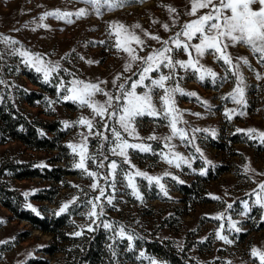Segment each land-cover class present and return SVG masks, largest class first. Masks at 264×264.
Here are the masks:
<instances>
[{
    "label": "rangeland",
    "instance_id": "374dc122",
    "mask_svg": "<svg viewBox=\"0 0 264 264\" xmlns=\"http://www.w3.org/2000/svg\"><path fill=\"white\" fill-rule=\"evenodd\" d=\"M169 6L175 8L176 12H170ZM83 7L86 5L80 0H0V35L18 41L14 47L20 48L21 51L29 50L39 53L46 61L59 62L62 69L59 75L65 83L73 78L86 82L107 81V84L101 87L115 93L112 84L114 77L123 73L121 80L117 81V84H120L125 82L124 77L131 76L132 73L124 72L125 53L118 52L113 47L115 38L109 36L110 25L119 23L130 27L139 24L146 32L167 40L180 31L184 23L208 11L200 9L196 16L187 15L186 12L191 8L190 0H130L123 7L111 11L104 9L100 16L95 13L79 19L73 16L74 23L71 24L49 16L43 21L48 25L47 28L36 27V24L40 23L39 17L46 12L57 9L74 12ZM174 19L176 23H173ZM164 24L169 25V31H165ZM136 31L140 34V29ZM144 39L147 47L139 52L141 56L161 47L155 40ZM101 41L105 43L101 44ZM197 42L195 39L192 41ZM228 51L234 58L246 56L255 70L243 65L240 68L246 85L245 105H238L231 100L229 94L236 87L237 77L231 75L226 70L227 66L222 61H217L214 56L206 54L201 62L218 74L216 82L208 79L201 82L191 73L180 71L183 76L180 87L186 92H195L199 97L197 99L179 94L176 96V105L183 112V119L188 122L186 126H181L209 130L195 133L194 143L200 148V153L192 146L185 147L178 140L174 141L177 151L186 157H194L191 161L192 167L182 165L181 168H176L167 164L159 155L131 149L128 152L131 164L137 169L152 176H163L162 183L166 186L167 196L163 195L155 184L149 185L141 178H137V184L143 201L133 196L131 189L124 186L121 175V171H127L129 165L123 163L121 157L108 153L109 145H105L108 160H116L119 164L115 180L116 191L113 193L111 205L103 199L97 202L103 204L104 214L98 219L94 218L95 223L86 214L91 207L88 201L99 193L98 190H92L90 185L93 180L82 170L77 169V174L67 175L63 181L55 183L40 177L20 180L15 178L8 168L14 161L43 166H53L54 163L63 167H67L68 163L74 165L78 157L71 149V157H67L59 155L58 151L33 150L19 141L0 145V183L21 193L25 202L41 214L52 215L53 210L57 212L63 203L78 196L77 204L82 206L79 213L72 218V224L67 227V230L74 233L81 229L88 232L86 226L89 224H92L95 230L103 227V222H108L113 227L107 230L118 241L127 240L116 234L119 227L123 226L133 239L145 236L169 241L193 259L195 264H260L251 252L253 248L264 250V225H260L264 221V208L255 203L254 195L260 192L259 185L264 183V143H261L259 138L250 139L246 132L236 130L256 129L258 132H264V79H257L256 76V73L264 76V63L258 62L247 46L237 45ZM10 52L11 48L0 42V81H3L0 83V91L10 87L15 94L22 86L42 91L48 95L51 104L43 100H36L37 106H30L23 100L19 102L26 111L45 119L59 118L63 122H74L82 115H91L90 109L80 108L78 104L60 99L64 95L63 91L58 89V92L51 95L47 90L31 83L24 72L33 68L26 66L19 55H12ZM174 58L187 60L188 56L181 50L174 53ZM89 60L93 63H88ZM136 70L134 66L132 71ZM156 75L152 73L153 77ZM51 82L57 85L58 79L54 76ZM128 83L130 84V81ZM142 91L143 88H137L138 93ZM95 98L99 101L105 100V97L99 94ZM201 101H207L210 107H205ZM229 109L234 110L230 113L231 119L225 114ZM50 111H54L55 115H48ZM240 112L244 114L240 115ZM97 120L99 121V117ZM99 126L98 124L97 127ZM67 129L68 145L77 142L80 139L79 133L85 131L81 127ZM212 130H215V136L211 135ZM137 131L140 137L146 138L152 134L158 137L167 136L170 129L164 120L144 117L138 119ZM108 135L111 138V134ZM235 137L240 141L234 142ZM150 143L154 151H160V141ZM221 143L222 147L217 146ZM99 145V138H91L88 151L96 154ZM57 155L60 157L59 161L54 160ZM206 161H211V164ZM87 167L92 171L106 173L107 161L102 169H97L91 160L87 162ZM214 167L218 177L206 178L209 168ZM202 169H206V174H201ZM165 172L178 177V180L164 176ZM178 181L192 185L193 196L183 193L179 189ZM99 182L101 186L104 185L103 179ZM25 192L30 193L27 198L24 196ZM110 192V188L106 189V194ZM35 195H48L51 198L38 200ZM245 202L249 205L246 214ZM228 204L232 205L231 209L227 207ZM97 211L99 212V209ZM221 214L223 218H215ZM231 223H235L241 230L236 232L231 228ZM218 233L226 235L232 243L219 239ZM51 244L57 247L68 245L64 244L61 236L46 233L34 228L28 221L17 219L0 203V264H34L33 259L40 257L47 260L48 264H63L62 252L47 254L42 251ZM149 257L164 262L157 256ZM119 261L120 264H142V261L127 256L121 257Z\"/></svg>",
    "mask_w": 264,
    "mask_h": 264
},
{
    "label": "snow or ice",
    "instance_id": "6c2138e0",
    "mask_svg": "<svg viewBox=\"0 0 264 264\" xmlns=\"http://www.w3.org/2000/svg\"><path fill=\"white\" fill-rule=\"evenodd\" d=\"M80 2L86 7L79 8L74 12L57 9L44 13L39 17L40 23H37L36 27L47 28L48 25L44 24L43 21L49 16L57 20H64L69 24L74 23L73 16L77 19L84 18L92 13L100 16L103 14L104 9L111 11L123 7L130 0H80ZM190 3L191 8L186 12L189 16H196L200 9H208V11L197 16L196 19L184 23L180 31L167 40H162L158 35L146 32L139 24L130 27L119 23L110 25L109 36L115 38L113 47L118 52L125 53L124 72L132 73L131 76L124 77L125 82L120 84H117V81L121 80L123 73L114 77L112 84L116 90L115 93L101 87V85H106L107 81L86 82L73 78L65 83L59 75L62 70L59 62L46 61L39 53H32L29 50L21 51L20 48L14 47L19 43L18 41L0 35V42L11 48L10 54L19 55L26 66L33 68L42 75L45 83H50L54 76L58 79L57 87L64 93L60 99L71 101L78 104L80 108H88L91 111L90 116L82 115L77 121H64L63 124L65 128L81 127L85 129V131L79 133L80 139L75 143H70L68 147L78 157L74 167L82 170L85 175L93 180L90 187L93 191L98 190L99 193L88 201L91 207L86 215L93 223H95V219L104 214L103 204L97 202L103 199L111 205L114 199L113 193L116 191L115 180L119 164L116 160H108V156L105 154V145H109L107 148L108 153L121 157L123 163L129 165L127 171H121L124 186L131 189V194L141 201H143V195L137 184V178L147 181L149 185L155 184L165 196L168 195V192L165 184L162 183L163 176L149 175L131 164L128 154L130 149L159 155L167 164L176 168H181L182 165L191 168V161L194 157H186L177 151V144L174 141L178 140L181 145L185 147L192 146L196 152H201L200 148L194 143L195 133L208 132L209 130L188 129L181 126H186L188 122L183 119V112L176 105V96L179 94L197 97L195 92H186L180 87V81L183 79L180 74L181 70L185 74L191 73L201 82L206 79L216 82L218 74L201 62L206 54L214 56L217 61H222L227 66L226 70L231 75L237 77L236 87L229 94L231 100L238 105L246 104L244 98L246 85L240 68L243 65L253 71L255 70L252 69V65L246 56L234 58L228 49L237 45L247 46L257 57L258 62L264 63V0H190ZM168 10L173 13L176 12V9L170 6ZM173 23H176L175 19ZM163 28L165 31L170 30L168 24H164ZM137 29H140V34L137 33ZM142 37L157 41L161 44V47L153 49L146 56L139 55V52L147 47L146 41ZM194 39L198 42L192 43ZM100 43L103 44L105 41ZM181 50L188 56L187 60L174 58V53ZM80 58L84 59V57ZM87 62L93 63L90 60ZM134 66L137 68L135 72L132 71ZM63 71H67V69H63ZM152 73L157 75L153 77ZM69 75L73 74L69 73ZM133 76L136 78L132 79ZM256 76L257 79H264V76L260 73H256ZM220 79H224V77H220ZM0 83H3V81H0ZM138 87L143 88L144 91L138 93ZM98 94L103 95L105 100H97L95 97ZM49 103L51 104L52 101H49ZM201 103L205 107H210L207 101H201ZM157 104H159V107H157ZM233 111L232 109L226 111L225 114L229 119H231L230 113ZM239 114L243 115L244 113L240 112ZM193 115L199 116L200 113H193ZM97 117H99V121ZM144 117L166 121L167 127L170 129L169 134L161 137L155 134L146 138L140 137L137 131V121ZM98 124L99 127H97ZM236 131L246 132L250 139L259 138L260 142L264 143V132H258L256 129H237ZM108 133L111 134V138ZM215 134V130H212L211 135L215 136ZM93 137L99 138L100 141L96 154L88 151L89 140ZM150 141L161 142L162 147L159 152L153 150ZM201 156H203V153H201ZM89 160L96 165L97 169L105 168V162L107 161L106 173L89 170L87 167ZM206 163L211 164V161H206ZM201 174H206V169H202ZM163 175L178 180V177L172 176L169 172H165ZM101 179L104 181L103 186L99 182ZM178 182L183 183V181ZM74 187L79 186L74 185ZM109 188L111 192L106 194V189ZM259 188L260 192L254 193L256 196L255 203L264 208V183H261ZM29 194L25 192L24 196L27 198ZM214 198L219 199V197ZM78 200L79 197L76 196L63 203L55 214L59 216L67 212L73 205L78 206ZM25 206L37 215L40 214L31 204ZM227 207L231 209L232 205L228 204ZM97 209H99V212ZM244 209L246 214L249 210L247 202L244 203ZM215 218L221 219L223 214ZM102 226L105 229H112L113 227L108 222H103ZM230 226L236 232L241 230L236 227L235 223H231ZM86 227L88 231L93 230L92 224ZM82 234L83 229L73 233L75 236ZM116 234L120 238H126L129 242L133 240V236L128 234L123 226L119 227ZM218 238L225 243H232L226 235L218 233ZM144 255L143 252H140V256ZM251 255L258 258L260 264H264V250L253 248ZM148 259L149 264H166V262L151 257H148Z\"/></svg>",
    "mask_w": 264,
    "mask_h": 264
},
{
    "label": "trees",
    "instance_id": "16d2710c",
    "mask_svg": "<svg viewBox=\"0 0 264 264\" xmlns=\"http://www.w3.org/2000/svg\"><path fill=\"white\" fill-rule=\"evenodd\" d=\"M25 75L31 83L37 87L47 90L51 95L58 92L57 85L53 82L45 83L40 73L34 69L25 70ZM48 95L38 89H30L22 86L20 91L13 93V89L6 87L0 91V145L11 141H19L33 150L58 151V154L71 157L69 147L66 142L68 129L64 127L63 121L59 118L49 120L32 112H28L21 105L19 100L25 101L30 106H37L36 100L48 102ZM48 115H55L50 111ZM240 141L235 137L234 142ZM217 143V142H216ZM217 146L222 147L221 144ZM57 155L54 160L59 161ZM53 166L32 165L30 163H19L14 161L8 168L12 175L20 180L28 178H45L55 183L63 181L67 175L77 174L74 165L63 167L59 163ZM217 170L209 168L206 178L218 177ZM179 189L183 193L194 194V188L187 183L178 182ZM38 200L50 199L48 195H35ZM0 203L8 208L17 219L28 221L34 228L61 236L64 244L61 247L49 245L42 249L47 254L62 252L64 254L63 264H120V258L127 256L130 259L148 263L150 255L157 256L166 264H195L193 259L177 249L169 241L150 239L145 236L136 237L131 242L118 241L113 238L110 232L103 227H98L93 231H83L80 236L73 235L74 232L67 230L72 224V218L79 213L82 205H73L67 212L57 216L53 210L52 215L34 213L27 204L21 193L14 191L8 186L0 183ZM264 225V221L260 223ZM123 248H125L123 250ZM140 250L145 255L140 256ZM34 264H48L43 258L33 259Z\"/></svg>",
    "mask_w": 264,
    "mask_h": 264
}]
</instances>
